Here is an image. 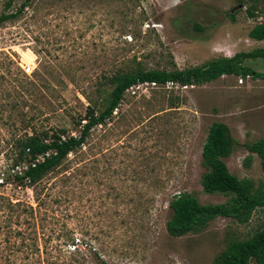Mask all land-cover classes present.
<instances>
[{
  "label": "rangeland",
  "instance_id": "rangeland-1",
  "mask_svg": "<svg viewBox=\"0 0 264 264\" xmlns=\"http://www.w3.org/2000/svg\"><path fill=\"white\" fill-rule=\"evenodd\" d=\"M242 1L39 0L33 18L0 28V48L17 56L27 76L33 73L22 66L36 61L35 72L53 73L59 86L51 93L38 92L19 112L37 129L66 128L79 136L72 117L85 113L84 92L103 77L136 67L183 70L263 49L264 42L249 33L264 17L249 18ZM246 65L264 73V58ZM20 115L0 120V138L23 131ZM214 122L225 123L237 142L226 159L230 171L257 184L264 180L260 158L246 148L264 138V79L239 84L238 77L224 76L186 88L137 86L126 92L113 118L69 156L66 174L73 178L61 181L56 172L41 185L47 208L54 210L41 222L45 238L52 229L74 231L77 249L68 250L80 264L100 259L110 264H214L231 241L251 237L264 223L260 209L247 225L217 218L198 234L174 238L167 231L176 195L195 194L204 204L227 200L206 194L201 185L202 150ZM5 154L0 156V193L36 206L32 189L7 179ZM248 156L253 158L250 167L245 165ZM57 243L55 234L47 245L51 249Z\"/></svg>",
  "mask_w": 264,
  "mask_h": 264
},
{
  "label": "trees",
  "instance_id": "trees-1",
  "mask_svg": "<svg viewBox=\"0 0 264 264\" xmlns=\"http://www.w3.org/2000/svg\"><path fill=\"white\" fill-rule=\"evenodd\" d=\"M38 2L1 0L0 28L8 23L33 18ZM242 3L248 5L249 18L264 17V0H243ZM232 17L234 20L235 17ZM249 36L263 41L264 22L255 25ZM261 58H264L262 48L240 52L233 57L213 59L201 66L183 70L177 67L172 70L136 67L103 77L90 91L84 92L88 103L83 115L72 117V124L80 129V135L74 136L66 128L37 129L24 117V113L19 112L38 92L51 93L59 84L55 83V75L47 71H36L31 77L27 76L20 71L17 56L0 48V120H13L19 113L22 115L18 119L23 129L21 133L0 138V156L6 153L7 179L12 178L17 187L32 189L36 196L34 206L22 200L14 201L0 193V264H16L18 259L21 264H80L74 259V253L68 250V247H74V251L77 249L74 231L64 233L52 229L45 238L46 226L41 222L48 220V213L54 215V210L47 208L50 204L45 197L42 198L44 189H41V185L56 172L60 174L56 179L61 181L73 178L72 174H66L70 169L69 156L83 148L96 127L106 125L113 118L132 86L143 83L162 86L169 82L181 86H203L224 76L248 74L255 79H264V73L246 65L249 60ZM236 148L237 142L231 136L229 127L223 122H214L202 150L205 172L201 185L206 194L223 195L227 200L219 204H204L195 194L184 192L176 195L170 202L171 217L167 222L171 237L201 233L217 218L247 225L257 210H264V180L257 184L249 178L241 179L230 171L226 163ZM246 148L251 154H257L264 170V138L246 144ZM252 159V156L247 157L246 167H250ZM58 199L61 197L58 196ZM55 234L57 246L49 249L47 244L53 241ZM41 240L46 244H42ZM53 258L58 261L53 262ZM253 260L257 264H264V223L251 237L231 241L215 258L214 264H251ZM97 264L110 263L100 259Z\"/></svg>",
  "mask_w": 264,
  "mask_h": 264
},
{
  "label": "built area",
  "instance_id": "built-area-1",
  "mask_svg": "<svg viewBox=\"0 0 264 264\" xmlns=\"http://www.w3.org/2000/svg\"><path fill=\"white\" fill-rule=\"evenodd\" d=\"M23 67V70L27 73V74H31L34 73L36 68H37V64L36 61H32L29 64H26ZM252 79H254V77L251 74H248L246 76H240L238 77V82L239 84H244L245 82H250L252 81ZM150 83H143V84H138L136 86H132L130 89H134L137 86H141V85H149ZM153 86H156V83H151ZM168 85H172V86H179L180 84L178 83H174V82H169ZM184 88H186L187 86H183Z\"/></svg>",
  "mask_w": 264,
  "mask_h": 264
},
{
  "label": "crops",
  "instance_id": "crops-1",
  "mask_svg": "<svg viewBox=\"0 0 264 264\" xmlns=\"http://www.w3.org/2000/svg\"><path fill=\"white\" fill-rule=\"evenodd\" d=\"M262 18H263V17H262ZM259 19H260V18H259ZM256 42H260V43H261V42H264V40H263V41H256ZM263 49H264V48H263Z\"/></svg>",
  "mask_w": 264,
  "mask_h": 264
}]
</instances>
